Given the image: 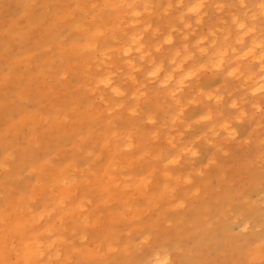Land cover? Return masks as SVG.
Segmentation results:
<instances>
[{
    "label": "clouds",
    "instance_id": "9594fccd",
    "mask_svg": "<svg viewBox=\"0 0 264 264\" xmlns=\"http://www.w3.org/2000/svg\"><path fill=\"white\" fill-rule=\"evenodd\" d=\"M160 2L115 0L110 6L113 9H124L121 23L127 18L124 28L120 29L126 40L121 43L113 35L112 47L98 48L96 37L104 35L100 30L92 32L83 42L68 45H63L64 38H57L55 33L51 37L49 48L55 45L62 52L90 55L96 70L103 69V75L92 79L87 86V91L96 96L103 108L93 114L89 111L91 105L84 111H78L74 106L58 115L54 122L69 124L74 122V116L87 119L90 124H94L100 116L108 119L104 130L98 132L95 127L89 126L76 135L72 147L84 151V156L89 159L83 168L77 169L70 162L50 182L41 180L40 176L46 170L55 167L52 161L57 153H53L38 164L28 167L23 175H16L15 180L36 176L28 193L16 200V207L23 211L28 202H35L47 193L49 199L41 211L27 222L28 226L36 225L58 212L67 215L65 202L75 195L80 184L90 185L89 191H92L102 178L110 181V185L105 184L103 187L107 195L99 204L93 205L91 198L82 196L75 207L76 211L86 213L83 226L87 228L94 227L95 221L89 222V209L86 205L92 206V210L100 204L110 206L119 202L121 205L119 210L111 214L103 245L95 248L85 245L82 249L74 250L83 254L84 264H132L130 259L118 257L130 258L134 254H144L143 259L136 264H178L173 256L176 249L155 244L153 231L142 222L143 217L152 213L164 201L167 202L168 211H183L189 200L201 198L209 172L214 168H222L226 161L235 159L237 153L243 155L239 160L240 186L232 195L235 202L243 207L236 212L231 210V206L225 209L226 226L238 229L229 232V235L244 236L264 227L254 226L251 216L245 218L246 211L264 209V105L252 99H264V0H255V10L249 7L252 0H175V8L182 10L174 19L183 27L177 28L172 24L166 34H161L160 28L154 27L147 19L154 14V8ZM235 5L244 11L228 12L229 20L221 16L217 24L209 27L206 32L198 31L204 25L209 6L220 14ZM172 11V0H167L162 15L168 16ZM189 16L194 19L186 20L185 17ZM124 29L132 31L125 32ZM148 33H151L154 43L149 44L145 40ZM173 33L182 42L179 47H172L176 41ZM158 36L161 38L157 40ZM117 60L123 68L117 67ZM137 74H140V79ZM68 76L69 71L65 68L59 73L58 80H67ZM217 78L221 79L220 84L211 87L202 85V81ZM227 81H236L238 88L230 90ZM125 85L132 86L131 93ZM151 85H155V89L150 88ZM105 89L110 93L109 100L105 99ZM161 91L171 104L159 107L174 108V111L168 112L166 121L160 120L159 123L156 113H150L144 123L158 125L151 133L152 142L159 139L160 130L167 129L164 138L166 148L156 152L143 149L134 130L121 133L107 127L112 125L113 119H119L117 114L122 110L129 117L139 116L140 105L147 102L149 93L157 96ZM235 92L240 95H234ZM229 97V112L226 114L223 106ZM129 100L133 103L126 107ZM209 102L211 106H208ZM200 106H205V109L199 115H186L189 109ZM190 133L195 134L189 136ZM94 137L98 140H94ZM89 141H93V146L99 142L102 148H115L117 159L110 161L99 175L92 165L100 159L101 153L94 152L92 148H82ZM35 146L39 147L38 144ZM14 159L12 153L0 157V173L8 172V161ZM138 165L147 166L141 176H135L129 171ZM173 169L180 171L174 174ZM76 172L80 173L79 179L74 174ZM157 173L164 182L158 192L151 193L149 189ZM249 186L261 189L255 198L246 194ZM110 188L118 189L119 195L113 194ZM181 190L184 195L178 197L177 193ZM11 191L10 187L6 189L0 181V199ZM137 193L146 200L143 206L135 202ZM27 211L31 213L32 210L27 208ZM114 225H124V228L118 230ZM14 230L4 224V209L0 208V264H52L53 261L69 264L67 257L61 260L59 245L65 241L62 236L54 235L53 226L37 234L51 239L41 241L33 237L19 245L9 240V234ZM80 240L83 244L87 236L82 235ZM9 253L16 258L9 260ZM246 256V264H264V239L247 249Z\"/></svg>",
    "mask_w": 264,
    "mask_h": 264
},
{
    "label": "rangeland",
    "instance_id": "374dc122",
    "mask_svg": "<svg viewBox=\"0 0 264 264\" xmlns=\"http://www.w3.org/2000/svg\"><path fill=\"white\" fill-rule=\"evenodd\" d=\"M108 1L0 0V157L8 153H12L15 157L14 160L8 161L10 170L0 173V181L4 183L5 188L12 189L3 199H0V208L4 209V224L8 228L15 229L9 234V240L17 245L33 237L41 241L51 239L46 235L37 234L48 226H53L54 235L62 236L65 241L63 245H59L61 260L67 257L69 264H84L83 254L74 251L75 249H82L85 245L95 248L105 242L111 214L121 208L120 203H112L110 206L100 204L94 210L92 206L86 205L89 209V222L95 221L94 227L87 228L83 226V217L86 213L76 211L75 207L82 196L91 198L93 205L99 204L107 195L103 187L105 184L110 185L111 182L102 178L92 191H89L90 185L80 184L75 195L65 202L67 215L58 212L39 224L28 226L27 222L41 211L49 196L46 193L35 202H28L27 208H31V213L27 211V208L23 211L19 210L16 207V200L28 193L31 182L35 181L36 176H26L22 180H15L14 177L23 175L28 167L38 164L53 153H57L52 161L55 167L46 170L45 174L40 176V179L46 182H50L65 164L72 162L74 167L79 169L89 162V159L84 156V151H78L72 147L73 141L78 133L89 126L95 127L98 132L104 130L105 121L108 118L100 116L94 124H90L87 119L75 116L74 122L69 124H57L54 121L58 115L74 106L78 111H84L91 105L89 111L93 114L103 108V104L97 100L96 96L87 91L89 81L96 75H103V69L96 70L90 55L78 56L70 51L62 52L55 45L49 48V44L53 33L57 38L63 37V45H68L72 42L85 41L96 28H101L104 32V37H96L99 49L114 46L111 38L113 35L123 43L126 36L120 29L124 28L127 18L125 17L121 23L120 17L123 13L119 14V11L123 9H110ZM166 2L167 0H161L159 6L154 8V14L147 18L154 27L160 28L161 34H166L172 24H175L177 28L183 27L174 19L182 10L175 8V0H172L173 11L168 16L162 15ZM249 7L255 10V0H252ZM231 11L243 12L244 9L235 5L233 8H226L224 13L217 14L214 7L209 6L204 25L198 31L206 32L209 27L217 24L221 16L226 21L229 20L227 13ZM185 19L193 20L194 18L189 16ZM124 31L132 30L124 29ZM173 35L176 36V41L172 47H179L182 42L176 33ZM160 38L156 37L157 40ZM145 40L149 44L155 42L151 39V33L146 34ZM85 57H88L86 62L83 61ZM89 65L90 68H88ZM116 65L123 68L119 60L116 61ZM65 68L69 71L68 79L58 80L59 73ZM137 78H141L140 74H137ZM220 83V78L202 81L205 87ZM226 84L230 90L238 88L236 81H227ZM125 87L128 88L129 93L133 90L131 85H125ZM150 88L155 89V85H151ZM103 91L105 99H111L110 93L106 89ZM234 95L238 96L240 93L235 92ZM149 97L147 102L141 103L139 116L129 117L126 111L122 110L117 114L119 119H113L112 125L107 127L121 133L134 130L141 140L142 148L156 152L167 147L164 139L167 129L160 130L159 139L152 142L151 133L158 125L144 123L145 117L150 113H156L158 123L160 120L166 121L167 113L174 111V108L159 107L171 104L162 91L157 96H152L150 92ZM230 99V97L226 98L224 102L223 110L226 114L229 112L227 103ZM252 99L253 102L264 105V99L260 97ZM132 103L133 101L129 100L126 107ZM208 106H211L210 102ZM204 109L205 106L189 109L186 115H199ZM193 134L195 133H190L189 136ZM94 140L98 138L94 137ZM36 144L39 147H36ZM82 148L83 150L92 148L94 152L101 153L100 159L92 165L98 175L104 172L110 161L117 159L114 146L102 148L99 142H95L93 146V141H89ZM242 158L243 155L237 153L235 159L226 161L222 168L212 169L206 178L207 183L202 190L201 198L189 200L188 206L183 211H168L167 202L164 201L160 202L158 208L152 213L143 217L142 222L153 231L155 244L176 249L173 256L178 264H233V262L246 264L247 249L264 239V227H261L259 231L246 233L244 236H231L229 232H236L238 229L227 227L224 219L225 209L229 206L233 212L243 207L235 202L232 195L240 186L239 160ZM146 168V165H138L129 171L135 176H141ZM172 171L175 174L180 170ZM74 174L77 179L80 178L79 172ZM163 182V178L157 173L149 191L158 192ZM260 190L249 186L246 194L255 198ZM110 191L116 196L119 195L118 189L110 188ZM135 195L136 204L143 206L146 203L145 198L139 193ZM183 195V190L177 193L178 197ZM249 216L253 218L254 226L264 225V209L246 211L245 218ZM114 227L123 230L124 225H114ZM82 235L87 236L83 244L80 240ZM143 255L134 254L130 258L118 257V259H130L132 264H136L143 259ZM15 258L12 253L8 254L9 260ZM52 264H59V262L53 261Z\"/></svg>",
    "mask_w": 264,
    "mask_h": 264
},
{
    "label": "bare ground",
    "instance_id": "6f19581e",
    "mask_svg": "<svg viewBox=\"0 0 264 264\" xmlns=\"http://www.w3.org/2000/svg\"><path fill=\"white\" fill-rule=\"evenodd\" d=\"M115 2V0H109L108 1V4L109 5H112V3H114ZM251 6V5H250ZM109 8V7H108ZM112 7H110V9H111ZM119 9V8H118ZM124 12V9L122 10V11H119V14H122ZM118 14V15H119ZM118 19V18H117ZM119 20V19H118ZM119 23V22H118ZM116 24V23H115ZM96 30H100V31H102L101 30V28H96ZM96 30H94V31H96ZM94 31H92V32H94ZM104 37V36H103ZM105 42V41H104ZM103 43V42H102ZM111 46V45H110ZM106 48V47H105ZM79 56V55H78ZM88 60V57L86 58H83V61H87ZM81 64H82V60H81ZM88 65V64H87ZM87 65L85 66V67H87ZM256 67V66H255ZM97 76H100V75H96L95 77H97ZM95 77H92V79H94ZM89 79V78H88ZM87 79V81H89ZM92 79L89 81L90 83H91V81H92ZM29 82V81H28ZM83 82V81H82ZM78 84V83H77ZM27 118V117H26ZM154 193V192H153ZM255 212V211H254ZM8 214V213H7ZM258 216H259V214H258ZM6 219H8V218H6ZM225 224V223H224ZM217 229V228H216ZM205 232V231H204ZM218 233V232H217ZM228 233V232H227ZM193 234V233H192ZM196 234H198V232L196 233ZM211 235V234H210ZM253 235V234H252ZM207 236H209V235H207ZM207 236H206V238H207ZM253 236H255V235H253ZM193 237V236H192ZM201 238V237H200ZM194 239V238H193ZM228 239V238H227ZM232 239V238H231ZM255 239V238H254ZM204 240H205V238H204ZM184 242V241H183ZM257 242H259V241H257ZM179 243V242H178ZM197 243V242H196ZM256 243V242H255ZM229 245V244H228Z\"/></svg>",
    "mask_w": 264,
    "mask_h": 264
}]
</instances>
